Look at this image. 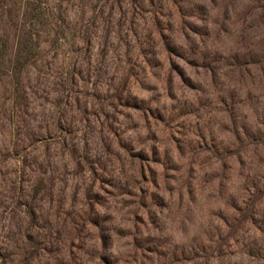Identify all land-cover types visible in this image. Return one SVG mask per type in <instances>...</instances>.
Returning <instances> with one entry per match:
<instances>
[{
	"label": "rangeland",
	"instance_id": "374dc122",
	"mask_svg": "<svg viewBox=\"0 0 264 264\" xmlns=\"http://www.w3.org/2000/svg\"><path fill=\"white\" fill-rule=\"evenodd\" d=\"M0 264H264V0H0Z\"/></svg>",
	"mask_w": 264,
	"mask_h": 264
}]
</instances>
